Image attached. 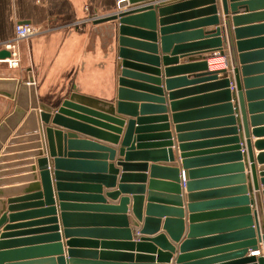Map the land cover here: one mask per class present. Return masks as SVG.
<instances>
[{
	"label": "water",
	"instance_id": "1",
	"mask_svg": "<svg viewBox=\"0 0 264 264\" xmlns=\"http://www.w3.org/2000/svg\"><path fill=\"white\" fill-rule=\"evenodd\" d=\"M141 0H116V8L126 5L127 2L133 3ZM203 3L211 4V6L202 10H196L189 13L178 12L191 8ZM224 13H227L226 0H221ZM231 10L235 11L236 5H230ZM154 7L151 4H145L144 7L139 8L135 15L126 12L113 11L108 14H103L93 20L94 24L118 22L117 37H116V70H117V87L114 92V100L108 101L95 96L87 95L77 91L73 86L72 91L64 97L58 104L49 107L44 104H39L36 97L34 80L28 69L27 78L21 81L15 78H0V96L5 98L2 106L3 119L0 120V139L3 140L7 136V126H13L17 121L24 118L21 130L33 131V139L36 140L35 146H41L40 130L45 134L46 146L50 157L53 158L52 169L49 168L48 158L38 159L39 180H34L27 188L33 191L29 198H37L34 202L36 205H41L42 201L46 208L40 210H33L24 212L22 214H15L11 217H22L26 215L46 214L52 215L46 219V222L52 223L50 225L36 228V231H46V234L35 236L33 238H26L21 240H11L8 242H0V246H8L14 243H23L26 241L48 240L49 243L43 246H37L30 249H12L0 251V264L6 259L16 256H25L29 254H56L58 264H154L150 262L152 258L137 254L136 260L142 259L146 262L142 263H126L120 260L129 259L131 261L132 255L120 250H132L134 244L130 242L131 235L127 228L128 221L131 224L136 222L127 216V204L129 197L121 196L117 204H109L104 201L101 195V183L103 185L112 187L115 185L114 174L117 170L105 161L89 160L85 156L89 155L84 152H65L62 151L63 141L67 143L68 148H96L105 150L109 153L110 159L114 156V150L98 144L94 141L82 138L76 139L74 134L63 131L58 128L62 127L69 130H77L88 135L97 136L98 138L108 140L112 143L118 142L116 134H109L94 128L91 125H96L102 129L119 133L120 127L125 124V120L114 114V107L119 111H132L134 106L125 101H152L161 103L163 98L161 96H151L134 89L150 90L154 94L160 95V89L153 86H148L134 82L128 77L150 79L153 82H158L157 78H150L142 76L133 72L131 69H146L150 72H156L152 67L148 68L135 64L138 61H147L150 64H156L157 58L154 56L155 46L152 41L155 40L154 26L155 13ZM177 11L174 16L162 18L161 23L169 22L171 20H181L189 17H196L201 14L212 15L207 19L192 22L190 24H180L179 27L185 28L187 26L217 25L219 19L216 16V7L214 0H179L172 4H168L159 8V13H169ZM129 15V16H127ZM244 18V17H243ZM236 23L240 18H234ZM131 24L132 26H127ZM172 29V28H167ZM225 29L227 33V42L223 45V39L220 36V28L215 26L211 29H198L191 32H180L176 34H163L161 36L160 44L164 51L170 49L174 41H186L193 38H199L196 42L180 44L174 47L175 52L184 50L201 49L206 51H218L219 55H225L226 66L234 74V92L237 90L238 102L242 114V125L245 136L248 137L245 111L243 107V99L240 90L239 70L237 68V58L234 51V44L231 38L228 22L225 20ZM254 28L235 29V36L238 39L235 43L237 50L240 52V61H245L250 58V54L241 52L247 46L251 45L253 41L239 40L247 33L248 30ZM165 29H162V31ZM125 35H134L148 40L151 43L139 42L131 40ZM146 53L148 54H144ZM9 55V51L5 49L0 50V58ZM200 56H193L189 58L190 63L183 64L175 69H168L167 71H180L192 69L201 72L198 81H209V84L204 87L196 88H217L221 89L219 92H213L181 102H174L173 107L180 108L187 105L205 103L217 100L225 101L224 104L212 106L202 110L193 112H184L174 114L175 121L186 118H194L203 114L209 113H225L224 117L216 118L214 120H207L203 122H191L188 124H177L175 129L177 132H182L187 128L205 127L213 124H229L235 123L232 116L231 100L232 94L230 90V79L228 71L224 69L209 70L208 58ZM133 61V62H132ZM166 62H174V58H164ZM241 71L245 74L251 71L250 66H241ZM220 73V75H219ZM185 77L166 80L167 86H173L180 83H187ZM194 81V80H193ZM249 83L250 80H244ZM133 89V90H132ZM233 92V91H232ZM234 98V97H233ZM12 110L8 112L10 107ZM85 105H90L103 111L104 113L92 110ZM249 109L257 108L255 104H249ZM39 108V112L35 111ZM28 110V112H27ZM261 116H251V122L260 121ZM40 120L44 127L41 129L38 125ZM154 120L162 121L161 124H152ZM51 122L52 125H48ZM117 125V126H113ZM136 126V127H135ZM137 132L136 136V150L134 143H132L133 131ZM156 130L161 132H155ZM231 136L226 138H219L217 140H203L191 141L186 140L189 135L180 134L179 137V163L172 164L173 152L171 149V133L169 126L166 123V116H140L135 120L128 119L126 121V129L123 134L121 147L119 152L124 154L125 159H132L133 157H150L154 160L162 161V163L151 164L150 179L148 180V200L146 204V216L142 220L141 208L143 204L142 191L144 186L142 184H125L123 181L138 179L139 182L144 183V174H122L118 189L112 192H107L108 196L117 199L119 192H127L132 194L131 211L138 219L142 220L143 224L140 229L141 233H156L160 228L161 219L163 218L162 230L157 232L152 238L138 237L136 247L138 250H146L153 252L156 248L149 242H156L160 246L157 252L159 259L164 263H170V251L174 249L173 242H178L182 238L185 228L184 222V204L182 200V185L187 192L186 207L188 210V231L180 242V252L176 260V264H264L263 254L256 256L250 254L245 256L248 249L252 253L258 250L257 242L261 241L264 246V234L259 236L255 234L253 228L254 223L250 215L249 198L247 196V189L245 186L238 188L241 194L233 195L232 191H227L225 196H221L223 191L213 190L209 192L211 187L227 185L231 183H244V165L242 161V147L239 144V139L236 134V129L228 130ZM254 133H264V129L253 130ZM224 142L230 143L229 146L222 148H215L216 150H199L190 151V148L206 145L210 143ZM132 143V144H131ZM249 159L251 161V171L255 190L257 185L255 183V167L252 163V155L250 149V141L246 142ZM123 146H126L123 149ZM256 146H264V141L256 142ZM158 147L159 149H157ZM156 148V149H155ZM126 151V152H125ZM224 153H222V152ZM42 151H38L40 154ZM215 153L212 155L209 153ZM105 156V154H102ZM220 160L234 161L231 164L224 166H210L206 168H199L204 164L212 162H220ZM258 160H264V153L258 155ZM171 164H168V163ZM108 165V167H107ZM123 167H134V164H122ZM143 170L146 164H139ZM100 170L105 172L108 169V174H91L87 173L89 170ZM234 174L214 177L213 175L220 172H231ZM185 176V180H181V175ZM157 176H164L168 181L157 179ZM209 176V177H208ZM127 182V181H126ZM264 184V178L261 179ZM26 188V189H27ZM160 189L168 191V193L159 192ZM233 190V189H230ZM55 194L59 200L58 207L60 209V217L63 226V233L65 237H71L67 242L66 258L64 256L63 244L59 233V225L56 216ZM9 202L11 200H8ZM77 201V202H74ZM91 201L92 203H85ZM164 203V204H163ZM3 202H0L2 205ZM227 207V208H222ZM213 210V211H211ZM210 211V212H209ZM5 219V216L0 218V223ZM112 225H120L122 228H112ZM109 226L111 228H109ZM264 233V229H263ZM121 236L124 242L102 240L98 242L97 238L111 239ZM83 237V238H82ZM82 238V239H77ZM169 238V239H168ZM100 244L101 249L97 251L96 248ZM204 250H196L203 246H213ZM217 245V246H215ZM83 247V248H78ZM105 249H113L112 252L105 251ZM229 251V252H227ZM213 255V256H212ZM231 262L226 259L235 258ZM239 258V259H238ZM222 261H227L223 262ZM55 260L49 258L41 262H34L32 264H54ZM26 264V263H20ZM30 264V263H27Z\"/></svg>",
	"mask_w": 264,
	"mask_h": 264
},
{
	"label": "crops",
	"instance_id": "2",
	"mask_svg": "<svg viewBox=\"0 0 264 264\" xmlns=\"http://www.w3.org/2000/svg\"><path fill=\"white\" fill-rule=\"evenodd\" d=\"M179 0H141L133 3L127 2L126 5L116 8V0H0V43L11 38L14 35L15 25L18 23H30L35 26L42 27L41 32L31 38L22 40L19 44L21 62L17 68H8L6 64L0 63V78H15L19 81L26 79L28 74V69L30 68L34 87L36 92L37 101L39 104H44L46 106L52 107L58 104L64 97H66L71 91L73 86L76 87L77 91L95 96L104 100L113 101L115 98L114 92L117 87V70H116V37H117V27L118 22L111 21L108 23L94 24L90 17L93 14L102 16L103 14H108L113 11L126 12L128 14L135 15L139 11V8L144 7L145 4H151L154 7L155 13V26L154 35L155 40L152 44L156 47L154 56L157 58L156 64H150L147 61H138L135 64L140 66L152 67L156 72H150L146 69H131L133 72L140 74L142 76H147L150 78H157L158 82H153L150 79L128 77L129 80L138 82L140 84L157 87L160 89V95L152 93L150 90H140L134 89L151 96H161L163 102H152V101H125L128 104L134 106L132 111H119L117 107H114V114L125 120V124L120 127L119 133H113L106 129H102L96 125H91L94 128L107 132L109 134H116L118 136V142L112 143L108 140L98 138L97 136H92L85 134L77 130H69L60 128L64 134L71 132L74 134L76 139H88L94 141L102 146L111 148L114 150V156L112 159L109 157V153L105 150H99L96 148H68L67 143L63 141V150L65 152H84L89 154L85 156L89 160L105 161L108 165L111 164L117 172L115 176V185L112 187L103 185L101 183V195L104 201L109 204H117L121 196L129 197V203L127 204V216L136 222V224H131L129 221L127 223V228L130 231L131 239L130 242L134 244L132 250H120L117 252H123L132 255L131 261L128 259L120 260L126 263H142L145 260H136L135 256L137 254L142 256L151 257L150 262L154 264H167L164 263L162 259H159L157 252L160 250V246L156 242H149L156 248L153 252L146 250H138L136 244L138 242V237L142 236L144 238H152L157 234V232L162 230L163 218L161 219L160 228L156 233H141L140 229L143 224V219L146 216V204L148 200V180L150 179V166L151 164L162 163V161L154 160L150 157H133L132 159H125L124 154L121 155L119 149L121 147V142L123 134L126 129V121L128 119L135 120L140 116H166V123L169 126V131L171 133L172 142V152H173V162L172 164L178 165L180 167L179 161V137L180 134H187L189 137L186 140L191 141H203V140H217L219 138H226L231 136L228 131L231 128L236 129V135L239 139V144L242 149V163L244 165V183H231L227 185H220L211 187L208 190L212 192L213 190L223 191L221 196H225L227 191H232L233 195L241 194L238 190L240 186H245L247 189V196L249 198V208L250 215L254 223V230L256 236H262L264 229V184H262L261 179L264 178V160L261 162L258 160V155L264 153V146L257 147L256 142L264 141V133L258 134L254 133L253 130L264 129V0H226L227 13L225 14L222 8L221 0H214V5L216 7V16L219 19L217 25H206L203 27L199 26H187L185 28L179 27L180 24H190L192 22H197L209 18L212 15L201 14L196 17L184 18L181 20H171L169 22L161 23L162 18L168 16H174L178 12L189 13L193 10H202L211 6V4L203 3L200 5L193 6L191 8H186L182 11H174L169 13L160 14L159 8L164 7L168 4H172ZM235 4V11L231 10L230 5ZM129 16V15H127ZM244 17V18H243ZM234 18H240L236 23ZM225 20L228 22L230 29L231 38L234 44V51L236 54L237 68L239 70V80H240V90L243 99V107L245 111V119L248 137L245 136V132L242 125V114L238 102L237 90L234 92V74L231 70L228 71V77L230 79V90L232 94V100L230 101L232 107V116L235 119V123L229 124H213L205 127L197 128H187L182 132H177L175 126L177 124H188L191 122H203L207 120H214L216 118H222L226 115L225 113H209L203 114L194 118H186L179 121H175L174 114L193 112L197 110H202L212 106H218L224 104L225 101L217 100L205 103H197L192 105L183 106L180 108L173 107L174 102H181L184 100H189L193 98H198L199 96L219 92L221 89L217 88H202L200 90H195L196 88L204 87L212 82L209 81H198L201 72L196 70L188 69L168 72V69H175L183 64L190 63L189 58L193 56H200L202 59L207 57L209 70L213 71L214 65L213 58L219 56L218 51H206L201 49L184 50L180 52H175L174 47L180 44H186L191 42H196L200 40L199 38H193L192 40L186 41H174L167 51L162 50L160 40L163 34H176L180 32H191L198 29H211L215 26L220 28V36L223 39V45L227 42V33L225 29ZM75 23L78 25L76 26ZM127 26H132L131 24H126ZM172 28V29H167ZM245 29L254 28L253 30H248L241 39L245 41H253L251 45L247 46L241 52L244 54H250V58L245 61H240L239 54L235 43L237 38L235 36V29ZM162 29H165L162 31ZM131 40H137L139 42L151 43L148 40L141 37H136L134 35H125ZM146 53V51H142ZM164 58H174V62H166ZM201 59V60H202ZM212 59V60H211ZM217 59V58H216ZM133 62V61H132ZM222 63V62H221ZM250 66L251 71L245 74L241 71V66ZM222 68V67H221ZM81 73V75H79ZM220 75V73H219ZM185 77L188 81L187 83H180L173 86H167L166 80L177 79ZM194 80V81H193ZM244 80H250L249 83H245ZM133 90V89H132ZM233 91V92H232ZM234 97V98H233ZM5 98L0 96V120L3 119L2 106L4 104ZM249 104H255L257 108L250 110ZM12 106V105H11ZM92 110L104 113L101 110L94 109L95 107L90 105H85ZM13 106L10 107L8 112L12 110ZM39 108L35 111L38 113ZM28 112V110H27ZM261 116V120L257 122H251V116ZM25 115L17 121L13 126H7V136L1 140L0 139V218L5 216V219L0 223V242H8L11 240H21L26 238H33L35 236H40L46 234V231H36V228L44 227L52 223L46 222V219L52 215L46 214H36V215H26L22 217H11L15 214H22L24 212H30L33 210H40L46 208L45 203L42 201L41 205L34 204L37 198H29L33 191L27 187L35 182L34 180H39V170H38V159L48 158L49 168L52 169L53 158L50 157L46 141L45 134L43 130H40V141L41 146H35L36 142L31 136H33V131L21 130L23 125ZM162 121L154 120L152 124H161ZM39 128H43V123L38 120ZM48 125H52L51 122ZM117 126V125H113ZM136 127V126H135ZM157 132H161L156 130ZM137 132L133 131L132 143H134V148L136 150V136ZM250 141V149L252 155V163L255 167V183L257 185V190H255V185L253 183L252 171H251V161L248 155V149L246 142ZM131 143V144H132ZM230 143L216 142L206 145H200L190 148V151L199 150H216L215 148H222L224 146H229ZM126 146H123V149ZM159 149L158 147H156ZM155 148V149H156ZM42 151L38 154V151ZM126 152V151H125ZM222 152V151H220ZM220 152H212L209 154L216 155ZM216 153V154H215ZM224 153V152H222ZM102 154H105L103 156ZM218 155V154H217ZM234 161L220 160V162H212L199 166V168H206L210 166H224L226 164H231ZM146 164L145 170L141 167H123L122 164ZM168 163V162H167ZM168 163V164H171ZM107 165V167H108ZM91 174L101 173L108 174V169L105 172L100 170H89ZM144 174L145 181L141 183L138 179H128L123 182L126 184H142L144 186L142 191L143 204L141 208L142 220H138L131 211L132 204V194L127 192H119L117 199H113L111 196L107 195V192H112L118 189L122 174ZM234 174L231 172H220L213 176L219 177L224 175ZM209 177V176H208ZM165 178L162 180L168 181L164 176H157V179ZM181 180H185L184 172L181 175ZM127 181V182H126ZM27 188V189H26ZM233 189V190H230ZM159 192L168 193V191H163L160 189ZM187 192L184 190V185H182V200L184 204V222L185 228L182 234V238L185 237L188 231V210L186 207ZM8 200H11L10 202ZM58 198L55 194L56 203V216L57 221L55 222L59 225V233L61 237V242L63 244L64 256L66 258L67 245L66 242L71 237H65L63 233V226L60 217V209L58 207ZM77 202V201H74ZM85 203H92L91 201H85ZM164 204V203H163ZM227 208V207H222ZM213 211V210H211ZM210 212V211H209ZM113 226V227H112ZM112 228H122L120 225H112ZM109 226V228H111ZM83 238V237H82ZM77 238V239H82ZM181 238V239H182ZM169 239V238H168ZM169 241L173 244L174 249L170 251V263L176 264L177 257L180 252V242ZM98 242L102 240L118 241L124 242L121 236H117L114 239H102L97 238ZM49 241L46 240H36V241H26L23 243H14L8 246H0V251L12 250V249H30L37 246H43L48 244ZM217 246V245H215ZM258 250L252 253L251 249H248L245 256L250 254H255L256 256L262 255L264 253V246L261 241L257 242ZM213 246H203L198 250H204L211 248ZM83 248V247H78ZM97 251L104 250L101 249L100 244L96 248ZM113 249H105V251L112 252ZM229 252V251H227ZM213 256V255H212ZM264 256V255H263ZM58 255L56 254H29L25 256H16L6 259L2 264H20V263H38L43 260L52 258L55 260L54 264L57 262ZM235 258L226 259L231 262L236 260ZM239 259V258H238ZM227 261H222L227 262ZM220 264V263H216ZM242 264V263H239Z\"/></svg>",
	"mask_w": 264,
	"mask_h": 264
},
{
	"label": "built area",
	"instance_id": "3",
	"mask_svg": "<svg viewBox=\"0 0 264 264\" xmlns=\"http://www.w3.org/2000/svg\"><path fill=\"white\" fill-rule=\"evenodd\" d=\"M96 18H97V15L93 14L90 17V20H94ZM75 25L77 26L78 24L75 23ZM41 29L42 27L35 26L30 23L16 24L14 28V35L11 38L0 43V50L5 49L9 51L8 56L4 58H0V63L6 64L8 68H17L21 62V55H20V48H19L20 42L22 40H25V39L31 38L32 36L37 35L38 33L41 32ZM218 57H220V55ZM221 58L222 57H220V59ZM221 62L225 64L224 57H223V60H221ZM225 66L223 67L225 68Z\"/></svg>",
	"mask_w": 264,
	"mask_h": 264
},
{
	"label": "rangeland",
	"instance_id": "4",
	"mask_svg": "<svg viewBox=\"0 0 264 264\" xmlns=\"http://www.w3.org/2000/svg\"><path fill=\"white\" fill-rule=\"evenodd\" d=\"M220 57H222L221 59H220ZM220 57H215V59H213V62L215 61H219V62H217V63H214V65H212L213 66V68H216L215 70H219L221 67L223 68V66H225V64L224 63H221V60H223V57H224V59H225V55L223 56V55H220ZM217 58V59H216ZM212 60V59H211ZM19 67V66H18ZM225 68H226V66H225ZM79 75H81V73L79 74Z\"/></svg>",
	"mask_w": 264,
	"mask_h": 264
},
{
	"label": "bare ground",
	"instance_id": "5",
	"mask_svg": "<svg viewBox=\"0 0 264 264\" xmlns=\"http://www.w3.org/2000/svg\"><path fill=\"white\" fill-rule=\"evenodd\" d=\"M217 62H219V61H214V63H217ZM225 64H226V58H225ZM227 65V64H226ZM220 69H224V67L223 68H220ZM226 70H228V68H227V66H226V68H225ZM231 86V85H230ZM263 255H264V253H263Z\"/></svg>",
	"mask_w": 264,
	"mask_h": 264
}]
</instances>
